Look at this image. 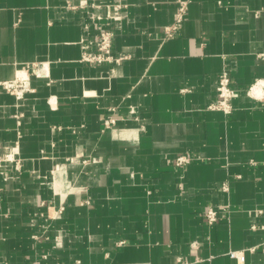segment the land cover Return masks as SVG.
<instances>
[{"label":"crops","instance_id":"crops-1","mask_svg":"<svg viewBox=\"0 0 264 264\" xmlns=\"http://www.w3.org/2000/svg\"><path fill=\"white\" fill-rule=\"evenodd\" d=\"M114 5L128 58L81 61ZM222 71L227 114L207 109ZM18 76L21 98L0 86L18 162H0V264H264V0H0V83Z\"/></svg>","mask_w":264,"mask_h":264},{"label":"built area","instance_id":"built-area-1","mask_svg":"<svg viewBox=\"0 0 264 264\" xmlns=\"http://www.w3.org/2000/svg\"><path fill=\"white\" fill-rule=\"evenodd\" d=\"M106 9L108 10V14L105 17H90V20L96 29V35L94 41H90L88 45L84 47V52L81 57V61L88 64H120V62L128 58V55L126 54L114 56L111 53L114 33L108 25L109 22L116 20L117 12L120 9V6H106ZM186 11L187 1H178V7L173 23L170 26L164 28V35L166 37H172L178 32L186 15ZM85 28L87 29V26ZM256 85H258L261 90L260 98L264 99V81H256L254 86ZM0 86L8 93L15 95L17 98H21L25 92L29 91L27 79L20 76L16 77L14 80L0 83ZM253 87L250 89V92H252ZM216 93L215 100L207 106V109L212 111H221L225 114L230 113L232 108L231 101L235 95V91L231 87L230 77L227 71H222L218 76ZM252 96L256 98L255 95L252 94ZM114 122L115 120L113 118L108 117L104 120V127L109 128L114 124ZM3 159L9 162L16 161L12 158L11 150L5 152ZM3 159L0 158V162L3 161ZM191 162L192 158L190 156L180 155L174 159L173 164L175 167L182 168ZM16 165H18L17 161L15 163V166ZM223 189L226 190L225 185H223ZM223 210L224 209L212 207L208 208L204 214L206 222L209 225L216 223L220 219L221 212ZM258 215L264 217V211H258ZM250 228L252 230H264V222L259 223L254 221L250 225ZM229 256L231 258L242 260V256H238L236 252H230Z\"/></svg>","mask_w":264,"mask_h":264},{"label":"bare ground","instance_id":"bare-ground-1","mask_svg":"<svg viewBox=\"0 0 264 264\" xmlns=\"http://www.w3.org/2000/svg\"><path fill=\"white\" fill-rule=\"evenodd\" d=\"M261 91V90H260Z\"/></svg>","mask_w":264,"mask_h":264}]
</instances>
